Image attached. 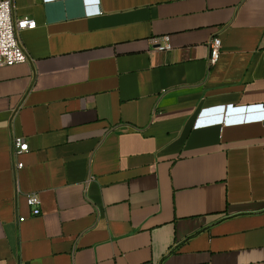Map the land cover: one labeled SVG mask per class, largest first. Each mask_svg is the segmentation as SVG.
I'll return each instance as SVG.
<instances>
[{"label": "crops", "instance_id": "1", "mask_svg": "<svg viewBox=\"0 0 264 264\" xmlns=\"http://www.w3.org/2000/svg\"><path fill=\"white\" fill-rule=\"evenodd\" d=\"M87 5L14 2L0 264H264V0Z\"/></svg>", "mask_w": 264, "mask_h": 264}, {"label": "built area", "instance_id": "2", "mask_svg": "<svg viewBox=\"0 0 264 264\" xmlns=\"http://www.w3.org/2000/svg\"><path fill=\"white\" fill-rule=\"evenodd\" d=\"M44 3H51L62 0H42ZM89 1L86 0L87 15L100 14L98 9L95 12L89 10ZM15 0H0V68L13 67L19 64H25L30 61V57L21 42L20 34L27 30L37 28V22L29 17L15 19L14 16ZM164 44H158L156 49L159 51H168L172 49L170 38L164 37ZM211 56L209 63L215 65L219 58L222 48V41L219 38H213L210 42ZM13 151L15 156L19 157L29 152V144L24 137H15L13 139ZM24 167L23 163H19L18 169ZM28 205L32 210L33 216L41 215V201L37 195H29L27 197ZM26 218H21L20 222H24Z\"/></svg>", "mask_w": 264, "mask_h": 264}]
</instances>
